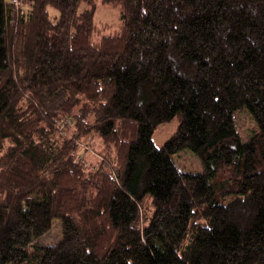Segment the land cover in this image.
Returning <instances> with one entry per match:
<instances>
[{"label":"trees","instance_id":"16d2710c","mask_svg":"<svg viewBox=\"0 0 264 264\" xmlns=\"http://www.w3.org/2000/svg\"><path fill=\"white\" fill-rule=\"evenodd\" d=\"M87 131L95 171L73 156ZM0 264H264V0H0Z\"/></svg>","mask_w":264,"mask_h":264},{"label":"rangeland","instance_id":"374dc122","mask_svg":"<svg viewBox=\"0 0 264 264\" xmlns=\"http://www.w3.org/2000/svg\"><path fill=\"white\" fill-rule=\"evenodd\" d=\"M81 5L79 11L83 8ZM51 17L57 16L58 12L55 9L48 8ZM94 24L98 27L102 25L109 26V29L104 31L107 35L119 27V12L117 8L109 5H98L97 10L93 17ZM91 118V119H90ZM92 117H88L86 122L91 123ZM75 119L72 115L63 116L56 122L55 130L56 135L62 139H72V133L75 132L74 128ZM237 129L241 136L247 137L254 131L255 124L250 119L245 111H241L236 115ZM178 124L177 118L170 122L158 125L153 132L152 141L156 147H161L163 144L174 134ZM77 137L74 141L73 156L78 162L83 163L85 168L95 171L101 163L104 162L103 153L105 151V143L95 132H88L81 137ZM74 136V138H76ZM62 140L60 139L59 142ZM173 162L179 171L183 173H200L202 166L198 159L188 150H182L172 156ZM61 240V225L59 219H55L52 223L51 230L39 238L36 244L39 247L50 246L58 243Z\"/></svg>","mask_w":264,"mask_h":264},{"label":"built area","instance_id":"2783aa9c","mask_svg":"<svg viewBox=\"0 0 264 264\" xmlns=\"http://www.w3.org/2000/svg\"><path fill=\"white\" fill-rule=\"evenodd\" d=\"M19 1H20V0H12V3H13L14 5L18 6V5H19Z\"/></svg>","mask_w":264,"mask_h":264}]
</instances>
